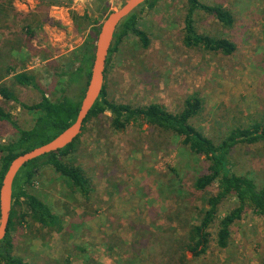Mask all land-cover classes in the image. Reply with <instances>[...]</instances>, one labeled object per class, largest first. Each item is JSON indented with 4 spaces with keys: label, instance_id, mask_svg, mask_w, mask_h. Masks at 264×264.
<instances>
[{
    "label": "rangeland",
    "instance_id": "obj_1",
    "mask_svg": "<svg viewBox=\"0 0 264 264\" xmlns=\"http://www.w3.org/2000/svg\"><path fill=\"white\" fill-rule=\"evenodd\" d=\"M123 1L74 0L70 7L55 9L39 6L40 0H0V71L10 69L2 83L11 87L15 73L26 71L48 96L59 97L55 70L85 37L74 30L73 15L87 10L98 26ZM200 1L222 5L233 15V25L223 26L202 10L194 13L199 32L235 43L232 55L181 49L177 42L187 2L157 0L152 8L136 10L148 48L134 35L124 38L106 63L104 86L108 100L132 106L160 103L172 113L196 95L202 107L191 123L218 142L238 122L264 123V0ZM16 94L27 104L41 98L32 86H19ZM0 108L22 128L34 123L36 113L13 101L0 98ZM109 115L106 111L88 120L66 158L91 180L90 198L43 166L29 190L57 214L62 227L51 230L30 218L15 220L10 230L14 255L30 264H264V215L248 206L232 224L227 246L216 244L218 221L234 201L220 205L206 252L187 253V227L199 217L203 197L193 181L206 162L169 131L147 124L116 131ZM15 134L10 123L0 120V141ZM231 160L237 173L264 182V143L235 146Z\"/></svg>",
    "mask_w": 264,
    "mask_h": 264
},
{
    "label": "trees",
    "instance_id": "obj_2",
    "mask_svg": "<svg viewBox=\"0 0 264 264\" xmlns=\"http://www.w3.org/2000/svg\"><path fill=\"white\" fill-rule=\"evenodd\" d=\"M40 1L39 6L43 7L47 5L70 7L74 0ZM156 1L147 0L142 5L152 8ZM186 2L183 26L184 45L232 55L236 50L234 42L225 37H215L199 32L194 21L195 11L202 10L212 15L223 26H231L234 21L231 12L219 4L210 5L200 0H186ZM136 10L118 25L109 49L107 63L110 55L128 35H134L143 48H148L149 37L147 32L139 27ZM73 21L74 30L77 33H84L85 37L71 52L70 59L60 64L55 70V90L61 93L59 97L48 96L39 87L34 74L26 71L15 73L14 85L10 87L1 81L3 73H7L10 69L0 71V98L13 101L24 109L36 113L33 125L22 128L10 111L0 108V120L10 123L16 130L14 137L7 141H0V183L13 158L50 141L73 123L77 116L81 96L89 76L93 46L99 29V25L96 26V24L99 22L87 10L80 15L74 14ZM74 83L77 85L76 89L69 93V88ZM19 86H32L38 89L41 91V98L32 104L22 102L16 94ZM201 107L202 100L196 95L186 97L183 107L176 113L170 112L160 103L143 106L118 103L107 99L103 85L99 98L83 122L84 127L88 120L108 111L109 123L116 131H122L130 125H151L173 133L181 139L182 144L187 146L192 154L203 158L207 165L193 181L194 190L203 194L202 207L199 217L188 224L187 238L184 243L185 250L193 257L206 252L211 236L210 228L215 223L219 207L223 202L234 201V205L217 224L215 241L220 248L227 246L231 226L241 218L247 206L256 214L264 215V182H258L248 173H237L233 169L234 163L231 160V151L235 146L264 143V123L259 120H253L247 124L238 122L228 129L221 140L215 142L191 123V119L199 113ZM79 136L80 134L65 147L29 161L18 171L12 187V206L7 233L0 240V264H30L13 254L14 243L10 230L14 229L15 220L30 218L43 227L61 230L62 224L57 214L53 213L38 195L29 190L43 166L48 165L64 177L69 186L84 199H89L94 192V186L83 169L66 160ZM212 187L213 191L209 192Z\"/></svg>",
    "mask_w": 264,
    "mask_h": 264
},
{
    "label": "water",
    "instance_id": "obj_3",
    "mask_svg": "<svg viewBox=\"0 0 264 264\" xmlns=\"http://www.w3.org/2000/svg\"><path fill=\"white\" fill-rule=\"evenodd\" d=\"M146 1L124 0L120 2L117 8L109 12L99 25L93 46V57L90 64L89 76L74 122L50 141L25 151L11 160L0 183V240L7 233L12 206V187L18 171L29 161L44 154L57 151L72 143L81 133L85 118L102 92L105 67L114 33L118 25Z\"/></svg>",
    "mask_w": 264,
    "mask_h": 264
},
{
    "label": "crops",
    "instance_id": "obj_4",
    "mask_svg": "<svg viewBox=\"0 0 264 264\" xmlns=\"http://www.w3.org/2000/svg\"><path fill=\"white\" fill-rule=\"evenodd\" d=\"M233 16V15H232ZM234 18V17H233ZM234 22V21H233ZM233 25V24H232ZM183 33H182V35H181V37H180V40H179V42H177L178 44H179V46H180V48L182 49V48H186L185 46H184V44H183ZM179 60V59H178ZM180 62V61H179ZM176 63H178V62H176ZM181 63V62H180Z\"/></svg>",
    "mask_w": 264,
    "mask_h": 264
},
{
    "label": "built area",
    "instance_id": "obj_5",
    "mask_svg": "<svg viewBox=\"0 0 264 264\" xmlns=\"http://www.w3.org/2000/svg\"><path fill=\"white\" fill-rule=\"evenodd\" d=\"M60 7H63V6H57V5H55V9H60Z\"/></svg>",
    "mask_w": 264,
    "mask_h": 264
}]
</instances>
